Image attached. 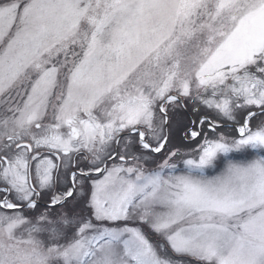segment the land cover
Instances as JSON below:
<instances>
[{
	"label": "snow or ice",
	"instance_id": "1",
	"mask_svg": "<svg viewBox=\"0 0 264 264\" xmlns=\"http://www.w3.org/2000/svg\"><path fill=\"white\" fill-rule=\"evenodd\" d=\"M61 212L71 264H264V0H0V226Z\"/></svg>",
	"mask_w": 264,
	"mask_h": 264
},
{
	"label": "clouds",
	"instance_id": "2",
	"mask_svg": "<svg viewBox=\"0 0 264 264\" xmlns=\"http://www.w3.org/2000/svg\"><path fill=\"white\" fill-rule=\"evenodd\" d=\"M62 218L70 219L61 212L51 214L46 221L26 218L11 231L0 226V264H71L79 253L58 246L67 228Z\"/></svg>",
	"mask_w": 264,
	"mask_h": 264
},
{
	"label": "rangeland",
	"instance_id": "3",
	"mask_svg": "<svg viewBox=\"0 0 264 264\" xmlns=\"http://www.w3.org/2000/svg\"><path fill=\"white\" fill-rule=\"evenodd\" d=\"M255 154H253V156H254Z\"/></svg>",
	"mask_w": 264,
	"mask_h": 264
}]
</instances>
